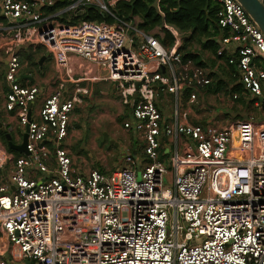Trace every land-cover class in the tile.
Returning <instances> with one entry per match:
<instances>
[{"label":"built area","instance_id":"1","mask_svg":"<svg viewBox=\"0 0 264 264\" xmlns=\"http://www.w3.org/2000/svg\"><path fill=\"white\" fill-rule=\"evenodd\" d=\"M58 1L67 4L46 13ZM214 2L219 27L229 33L219 55L234 48L229 64L251 100L264 101V33L239 0ZM0 6L10 34L6 109L27 132L29 154L13 160L9 183L0 182V264H264V122L224 129L194 123L197 91L212 83L209 71L185 62L179 43L168 49L117 18L109 1L0 0ZM89 7L113 23L73 21ZM33 43L53 55L66 77L38 120L31 107L40 89L19 83V50ZM96 69L98 75L89 74ZM98 81L113 84L121 103L132 106L123 125L144 143L143 169L129 153L112 174L74 170L65 146L71 115L90 93L83 83ZM157 85L186 102L170 120L159 109ZM164 138L176 141L168 165L159 160ZM10 162L0 148V169Z\"/></svg>","mask_w":264,"mask_h":264},{"label":"crops","instance_id":"2","mask_svg":"<svg viewBox=\"0 0 264 264\" xmlns=\"http://www.w3.org/2000/svg\"><path fill=\"white\" fill-rule=\"evenodd\" d=\"M65 2V1H64ZM55 7L52 8H46L45 11L47 12H56L60 9H54ZM132 25L138 26L140 23V19L136 18L134 23L128 22ZM9 25L8 21L5 19L2 8L0 6V55L3 53L2 57V63L4 65V72H3V77L0 83V123L2 124V128L0 129V134H4L6 138L4 141L7 143V148H4L2 146V143H0V148H2L4 151H6L10 156H11V162L4 167L3 169H0V182L1 183H9L10 182V172L12 169L13 165V160L24 156L25 154L18 152L14 147L21 145L23 135L25 134L24 130L19 126L18 122V117L15 113H11L6 109V103H7V93H8V88L6 85L5 81V74H6V62L7 58L4 54V47L6 45L7 38L9 37V32L5 30ZM160 31L162 33H160ZM220 36H218L216 39H219L221 41L223 38L226 36V31L220 28ZM156 32H159V34H164L162 29H157L153 34L158 38V40L162 43L161 39L164 38V36L157 35ZM228 32V31H227ZM156 34V35H155ZM229 34V33H228ZM228 37V36H227ZM179 44L182 47L183 46V37L179 38ZM163 44V43H162ZM164 45V44H163ZM190 45V44H188ZM194 46L200 47V51L202 52H208L202 50L201 46L198 44H191V47L188 49H192ZM234 48L232 46H227L225 49V54L227 55V58H233L235 55L234 53ZM44 51L45 56H42L40 58V61L38 64V67L40 68V75L44 73V68H47L48 70V65L50 64L53 65L54 69L58 68V73H56V76H53V74L50 75V72L45 75L44 78L39 79L37 76L33 75L32 73L26 74L25 70L28 67V64L31 66H34L33 61L30 58L33 56L35 53L38 51ZM191 51V50H190ZM194 53V52H193ZM209 53V52H208ZM209 56H212L211 53H209ZM200 55V54H199ZM19 56L21 60V70L19 73V83L23 86H36L40 89L39 96L37 101L32 105L31 107V114L33 119H39V114L40 111L42 110L45 102L47 99L55 92L56 86L60 81H66L65 73L63 70H61L56 61L53 58V55H51L42 45L38 43H33L30 45H27L19 50ZM212 58L215 60L211 62L214 70H212L210 67L206 66V60L204 58H201V61L203 62L204 66L202 68L206 69L210 73V77L212 79V83L209 87L206 88H201L198 91H222L223 87L226 89L229 88L228 91H244L243 86L241 85L240 82V76L238 74V71L236 70V67H233L229 64L227 61L223 60H217L215 57L212 56ZM27 61V62H26ZM224 63L225 68L228 69L226 72H220L219 67L220 64ZM197 66V65H196ZM235 68L238 74V79L234 78V75H232L231 68ZM176 69V68H175ZM163 73L168 74V69H163ZM99 71L96 70H89V74L91 75H98ZM171 74V73H169ZM102 75V74H101ZM217 81L216 85L214 82ZM214 84V85H213ZM83 86H86L89 88L90 93L88 96L84 98V103L83 105H78L77 108L74 110L73 114L71 117L75 114L76 111H84L85 109H90V105L93 103H97V111L102 110L104 113L105 112H114L115 116L117 118V122H119V125H114V127H118L120 131L123 132L124 137L126 139L124 142H117V141H112V144L116 145V148L119 152L120 155V160L115 166V169L113 172H108V170H103V169H95L99 170L102 173L105 174H112L115 171L121 169L124 166V160L125 156L129 153L133 155L137 162V167L138 169H143L145 165L147 164V157L144 154V143L139 140V138L132 132H129L124 129V121L129 119L132 115V106H125L121 103L120 97L115 90V87L113 84L106 82V81H98V82H92V83H83ZM215 86V87H214ZM68 91L64 92V97L65 98H70L72 91H70V85H68ZM161 85H157V90L159 91L158 94V99L157 103L159 106V109L161 112L164 114L165 118L167 120L171 119V116L176 109L177 105L180 104L181 106L186 107V102L185 100L180 101L178 97L174 96L173 94L169 93L167 89L165 92H162ZM206 89V90H205ZM238 89V90H237ZM197 91V93H199ZM246 93V92H245ZM237 96V95H236ZM250 97V96H249ZM97 99V102L94 100ZM201 106V105H200ZM192 107V105H190ZM260 108V107H258ZM193 110L198 112V117L195 119L193 122L196 124H204V125H215L216 122H214L215 117L212 115V113H208L206 111V108L203 106L201 107H193ZM213 114H215L213 112ZM104 115V114H103ZM112 123V122H111ZM113 124V123H112ZM217 127V126H216ZM219 128V127H218ZM128 134L129 136H127ZM8 136L10 139H8ZM107 136H105L106 138ZM1 138V136H0ZM68 139V138H67ZM108 141V138L107 140ZM175 143L176 141L174 139H167L164 138L163 142L161 144V151L159 155V160L166 165L170 163V157L172 154L175 152ZM50 147H53L52 143H47ZM66 148L70 151L72 159H73V168L79 173H86L88 171L83 170L80 166H78L75 163V158L71 152V149L69 145H67V140L65 142ZM105 152V151H103ZM107 167V166H106Z\"/></svg>","mask_w":264,"mask_h":264},{"label":"rangeland","instance_id":"3","mask_svg":"<svg viewBox=\"0 0 264 264\" xmlns=\"http://www.w3.org/2000/svg\"><path fill=\"white\" fill-rule=\"evenodd\" d=\"M106 2L108 4V0ZM160 33L162 32L160 31ZM156 34L164 36V34H159V32H156ZM190 50L195 54H200V58L206 60V66L214 70L211 62L215 60L212 56H209L208 52L200 51V47L198 46L197 48L194 46ZM42 56H45V52L41 50L28 58L33 61L34 66L28 64L25 70L26 74L32 73L39 79L44 78L47 72H50V75L56 76L59 69H54L53 65L50 66V64L48 65V70L44 68V73L40 75V68L37 63H39ZM2 57L3 53L0 55V83L4 72ZM225 67L224 63L220 64L219 71H228ZM216 83L217 81L214 82L215 85ZM228 90L229 88L223 87L222 91H198L200 105L204 106L209 114L212 113L217 127L224 129L233 124L248 121L249 119H254L261 124L264 122V110L256 107L255 100H251V97L244 91L238 93ZM235 95L238 96V99H235ZM94 101L97 102V99ZM114 125H119L115 113H104L102 110L97 111V103L91 104L88 110L76 111L71 117L67 145L71 149L75 163L83 170L103 169L105 171L110 169L108 172H113L120 160V155L116 145L111 142L114 140L124 142L126 139L123 132L120 131L119 126L116 128ZM126 135L129 136L128 134ZM105 136H107L108 141H105ZM0 143H2L4 148H7L4 138H0ZM9 249L8 244H4L2 253L10 259Z\"/></svg>","mask_w":264,"mask_h":264},{"label":"trees","instance_id":"4","mask_svg":"<svg viewBox=\"0 0 264 264\" xmlns=\"http://www.w3.org/2000/svg\"><path fill=\"white\" fill-rule=\"evenodd\" d=\"M29 1V0H28ZM112 13L119 19L134 23L140 19L139 30L151 35L157 29H162L164 38L161 39L168 49L176 46L179 38L183 37V46L180 44L178 52L183 55L184 61H191L199 67L204 64L200 55L190 51L191 44L201 46L217 60L230 61L224 53L219 55L221 44L219 39L220 27L218 12L219 6L214 0H108ZM67 2L58 1L54 9L64 8ZM73 21H95L113 23V19L100 11L99 8L89 7L78 15H74ZM229 36L228 32L224 34ZM190 44V45H188ZM234 67V66H233ZM231 68L232 75L238 79L235 68ZM238 90V89H237ZM241 93V91H235ZM259 102L264 110V101ZM6 138L4 134H0Z\"/></svg>","mask_w":264,"mask_h":264},{"label":"water","instance_id":"5","mask_svg":"<svg viewBox=\"0 0 264 264\" xmlns=\"http://www.w3.org/2000/svg\"><path fill=\"white\" fill-rule=\"evenodd\" d=\"M239 1L264 33V4L260 0H239ZM1 128H2V124L0 123V129ZM27 137L28 134L27 132H25V134L23 135L21 145L14 147L18 152L23 153L25 155H29L26 149ZM8 139H10L9 136ZM105 139L107 140V137Z\"/></svg>","mask_w":264,"mask_h":264}]
</instances>
